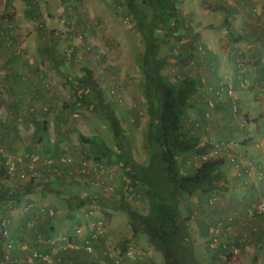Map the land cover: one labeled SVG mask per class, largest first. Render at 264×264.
<instances>
[{"label":"crops","instance_id":"crops-1","mask_svg":"<svg viewBox=\"0 0 264 264\" xmlns=\"http://www.w3.org/2000/svg\"><path fill=\"white\" fill-rule=\"evenodd\" d=\"M143 1V4L151 5V0ZM77 2L80 7H85L86 13L82 14L79 7L69 12L68 20L72 23L69 29L71 33L80 30L94 40L121 39L123 47L126 48L127 42L122 36L126 37L129 30L124 25L123 35L118 36L116 32L121 29V17L119 14H112L114 10L120 13L119 8L122 4L127 5L130 11L126 0H105V2L77 0ZM62 3L61 0H9V6L14 10L16 27L12 32L14 38L12 46H7L4 38L0 36V145L2 146L0 168L3 165L1 158L12 159L15 154L38 152L46 155L55 152L57 153L55 155H59L64 150L72 151L67 143V130H60L58 141L48 148L33 144L35 138L43 139L45 136L40 130H43L42 123L37 119L35 120L38 122L35 121L33 116L38 118L42 116L44 119L48 113L46 106H55L63 98L62 93L65 91L63 82L57 77L59 74L57 72L63 69L62 49L73 47L72 54L76 57L89 52L87 48H90L83 42L74 46L72 35L63 39L65 42L60 43L59 40L55 41V38L49 36L50 26L47 22L56 25L60 24V21L57 18L49 20L48 16L50 13L61 12ZM170 4L180 20L184 21L183 16H186V77L197 80L198 92L193 97V105L189 110L191 118L194 119L193 122L192 119L188 122L189 131L202 140L214 143V148L207 157L224 158V164L229 163L223 169L226 175L223 190L212 195L214 200L209 202L210 196H204L200 202L194 198L200 206H205L200 210L203 209L209 215L207 218L202 216L201 223L209 226V232L212 226L221 225L220 230L226 235L228 242L246 248L250 246L253 254L256 251L262 254L264 214L252 217L249 208L264 198V158L262 159L260 151L264 133L262 134V130L258 133L259 130L250 129L249 126L254 120L258 123L254 125L264 127V0H170ZM89 14L94 15L93 20L88 16ZM146 14L148 17L153 16V13L146 12ZM112 19L117 21L113 23ZM42 22L44 26H40ZM0 26L1 28L5 26L3 19H0ZM179 34L178 30L175 35ZM96 44L97 47L100 46L99 43ZM101 48L104 49L103 46ZM90 68L94 74L95 69L91 66ZM99 75L104 80L106 75L101 72ZM94 79L96 80L95 76ZM242 100L261 103L262 111L254 114L250 110L251 107L247 106V110L240 108L239 102ZM32 106L35 107V111L27 114ZM21 118H23L22 122H20ZM110 148L114 149L112 146ZM239 156L247 157L244 160L251 161L255 168L239 164L240 170H238L236 167L238 160L233 161V159ZM99 162L104 167H108L104 161ZM19 165L23 166V164ZM25 165L29 167V164ZM76 165V161L62 164L60 169L63 174L56 175L57 180L66 184V174L71 176L69 172ZM38 169L41 170L42 166ZM98 171L104 179L106 177L103 174L111 172L106 168L104 170L102 166ZM116 177L115 185H119L120 177ZM92 182L89 184L93 190L88 191L91 195L97 196L102 192L100 182L94 180ZM114 206L106 211L107 229L113 239L119 236L117 242L122 240L125 243L133 237L130 224L128 225L129 219L127 222L123 214L126 212L121 208L117 210ZM84 209L85 207L80 211V208H75L73 211L71 208L68 218L71 225L80 222L75 220L80 212H83L82 221L84 220ZM8 215L6 220L11 217ZM27 215L30 217L31 214ZM38 217L42 218L39 232L44 237L52 235L54 231H48L54 226L56 229L66 228L59 226L56 218L49 220L48 215L43 213L38 214ZM20 223L15 224L14 232L12 226L10 237H5L8 243L14 239L21 242L25 240L29 242V246L38 247L41 252L51 250L52 246L37 243L35 232L28 231L30 234L25 232ZM255 225L259 226L261 232L254 234L252 242L246 245L241 238V231L243 228L251 230ZM99 248L103 250V246ZM101 249L99 255L102 253ZM15 251L8 256L11 258V264L27 253L25 248ZM59 256L65 259L72 258L75 264H93L89 255L83 250L66 251L60 248L55 254V259L57 260ZM214 258L222 259L218 255ZM60 260L61 258L56 264H60ZM139 262L127 259L128 264Z\"/></svg>","mask_w":264,"mask_h":264},{"label":"trees","instance_id":"trees-1","mask_svg":"<svg viewBox=\"0 0 264 264\" xmlns=\"http://www.w3.org/2000/svg\"><path fill=\"white\" fill-rule=\"evenodd\" d=\"M61 1L63 2L64 0ZM126 1L130 6V11L139 21L138 26L141 32L147 34L146 38H144L146 43L142 63V84L143 94L147 102L148 123L145 130V147L150 153L149 159L145 163H140L137 160L136 154L131 148L129 136L126 133L124 134L123 130H119L122 127L121 121L116 114L111 112L110 104L112 103L107 99V95L102 93L99 83L94 79L91 68L89 66L83 68V74L78 79L82 88H78L77 92L79 95H74V100L70 102V106L73 108H84L103 117L102 110L97 109L98 106H96L94 98H92L91 90L99 91L103 100H106V103L110 106L108 110L103 109V111L106 113L108 111L106 115L109 117L110 125H112L115 133L117 149L110 148L104 139L99 141L92 139L90 141L93 146L92 152L95 154L93 160L99 162L106 157V161L108 160L110 164L116 165L120 183L119 185L112 183L113 192L111 196H106L103 192L97 196L91 195L90 192H80L78 196L76 194L71 201V208L74 211L75 208L94 205L93 208H98V211L105 217L104 220L107 219L106 211L111 206L116 205L117 207L119 206V209L124 210L133 233V239H128L125 243L122 242V245H117L123 254L121 257L124 261L127 258L132 259L126 255L130 247L127 244L135 241L134 238H139L140 240H136L141 242L143 248L147 249L149 254L152 249L162 252L165 264H201L197 258L196 244L192 236L191 217L183 213L181 203L186 197H193L200 202L204 196H210L208 201L212 202L214 200L212 195L223 190L226 182V175L221 168L225 160L220 157H207L210 150L214 148V143L202 140L189 131L190 124L188 121L192 119L193 122L194 120L191 118L189 110L193 105V97L198 92L197 80L191 77H184L173 83L164 73L168 64L186 61V52L184 51L160 56L161 45L168 43L173 38L180 29V23L182 22L177 17L176 10L171 6L170 0H151V6L155 8L152 17L156 19V17L161 16L160 21L165 22H163L164 27L160 30L159 36L157 35L156 27L159 24L156 25L153 24V21L147 20V11L141 7L143 3L138 0ZM8 7H10L9 4ZM64 10L70 12V5L66 8L63 7L62 15L57 13L49 14V20L50 18H57L60 21V24L56 25L49 23L50 21L47 22L50 26L49 36L58 41L57 38L60 37L58 30L60 29V31H64V35L67 34L66 37L79 34L81 40H84L86 33L80 30L71 33L69 29H71L72 24L67 27L68 29L63 25L68 19V17H64ZM55 14L57 16H54ZM44 25V22L40 23V26ZM33 109V106L30 107L29 110H32V112H27V114H32ZM35 119H37L36 116ZM42 128L44 130L47 129L45 121L42 122ZM83 139L89 141V138L83 137ZM101 144L105 145H102V147ZM35 153L30 152L24 155H28L27 159H29ZM47 154L54 155L57 159L55 161L59 162L58 159L65 155L66 152L59 155H55L52 152ZM19 155L21 157L24 156L23 154ZM48 155L43 158L44 161ZM114 156L115 158L113 159ZM14 158L18 157L15 156ZM7 159L1 158L3 165L0 168V175L4 169L10 174L8 172ZM192 160L195 163H191ZM19 164H17V167L20 166ZM46 165L50 167L48 164ZM93 180H97V178L94 176ZM86 185L91 187L88 183ZM25 187L11 188L1 193L3 200L0 201V207L5 208V205L8 204L5 203L7 201L10 202L11 199L21 200L28 193V189ZM45 193L47 192L44 191ZM133 198H139L142 202L144 201L146 203V211H141L135 207L131 202ZM81 223L74 222L65 229H56L54 228L55 226L49 227L50 230L48 232H54L44 238L48 241L57 238L62 240V233L67 232L73 242L81 243L82 239L75 235L76 228ZM200 231L203 238L212 240L211 228L209 232L208 225H202L201 223ZM260 232L261 230L255 233L250 232V237L243 239V242L246 245L250 244L254 234ZM112 239L107 229V232L94 245L92 253L83 248L77 250L86 252L93 264H103L102 260L111 263L114 261L109 253V247L113 244ZM262 239L264 240V236ZM46 243L50 244V242ZM223 243L219 244V248L213 253V258L221 253L219 258H222V254H224L232 259L234 254L233 250H231V245L241 248L240 245L231 242H227L228 247H223ZM98 246H103V250ZM255 246L257 248L258 244L256 243ZM100 249L102 251L101 255H99ZM68 250L70 249L66 251ZM258 255L259 251H256L251 264L259 262ZM59 258H61L60 263L75 264L72 258V263L60 256L56 261ZM132 260L140 261L138 264H149L146 260L138 258V256L137 259Z\"/></svg>","mask_w":264,"mask_h":264},{"label":"rangeland","instance_id":"rangeland-1","mask_svg":"<svg viewBox=\"0 0 264 264\" xmlns=\"http://www.w3.org/2000/svg\"><path fill=\"white\" fill-rule=\"evenodd\" d=\"M101 2H105V0H98ZM139 2H144L143 0H138ZM77 0H64L62 5L63 7H67L70 5V10L74 11L79 7L81 9V13L85 14L86 10L85 7H80V4H78ZM95 7V6H93ZM117 7V6H116ZM115 7V8H116ZM141 7L146 10L148 13H153L155 8H152L151 5H143L141 4ZM120 13L117 10H114L112 14L118 15L121 17V29L116 32L118 36H122V27L125 25L127 26V30H129L128 35L122 36V39H126L127 46L126 48L123 47V43L121 39H99L94 40L90 39L89 36L84 40H81L79 37V34L75 35L73 34V42L74 46L78 45V43L85 44V46H89L90 48L89 52L85 54L77 55L76 57L73 56V47H69L68 49H62V64L63 69L59 73L57 77H60L63 82V90H65L63 94V98L60 99V101L55 106H46V112L47 115L43 119L42 116H40V123L43 121L47 124L46 130H41L45 134L44 138H35L33 140L34 145L40 144V146L46 148L49 147V145H53L58 141V135L61 133L60 130H67L68 138L67 143L70 146V150H64L66 154L69 155V158L72 159L69 163H74L76 161L77 165L72 169L73 172H69V175L66 174L67 183H60L57 180L56 175H62L63 171L60 169L61 163H56L57 171L55 172H48V167L46 168L44 165L43 158L47 155H41L40 153L36 152L33 157L27 159L28 155H24L22 157V162L20 164H23V166H18L17 174L11 175L8 174L5 169L1 171L0 175V194L3 193L5 190L11 189V188H18L22 186H26L25 188L28 189V193L25 194V196L21 200L11 199L10 202H6L5 208L0 207V222L4 219L5 222H7L9 229V237L11 235V230L13 226V232L15 228V224L20 223L21 218H23L22 222L20 223V226L25 232L32 231L36 234V240L37 243L40 244H47L45 241L46 238H44V235H42L39 232V224L42 222V218L38 217V213L34 211L35 205L40 207H47L52 206L53 209L56 211V215L53 218H56L59 226H70L71 222L68 221L69 211L71 210V201L73 200V197L76 194H80L82 191L93 190L91 184L89 186H85L84 182H87L89 184L93 183V179H91V173H80L77 172L79 168L82 169L81 165L82 162L85 160V162H89L86 165L88 168H91L92 166V160L94 159V153L92 152L93 146L90 140L99 141L100 139H104L107 141V143L114 147V150H116V137L115 133L112 129V125H110L109 117H107V113L103 111V109H109L110 106L106 103V100H103V97L99 93V91L91 90V94H93L94 101L96 103L97 109L102 110L103 117L93 113L89 112L88 110L84 108H73L70 106V102L74 100V95H79L77 92L78 88L81 87L80 76L83 74V68L85 67H92L94 68V76L96 80H98L99 85L101 87L102 93L107 95V99L109 102H111V112L116 114L121 121L122 127L119 130H123V133L127 134L129 136L130 142H131V148L136 154L137 160L139 162H147L149 159V151L145 147V130L148 123V113H147V102L143 94V84H142V63H143V54L145 52V39L147 34L145 32H141L138 24L139 21L130 11L128 10V6L122 4V7L119 8ZM7 13L9 15L12 14L13 19L14 18V10L11 7H8ZM64 17H70L69 11L64 10ZM57 14L62 15V12H58ZM92 20L94 15L89 14L88 15ZM124 18V19H123ZM162 17H156L153 18L152 16L148 17V21H153V24H156L159 26L157 27V35H160V30L164 27L163 24L164 21H160ZM164 19V18H163ZM184 21H182L180 24L179 35H174L173 38L170 39L168 43H163L160 48V56H164L170 53H181L186 52V16H183ZM117 20L112 19L111 22L115 23ZM164 22V23H163ZM162 23V24H161ZM72 23L69 22L67 19L63 25L69 27ZM152 25L151 23H149ZM74 25V24H73ZM86 25V24H85ZM16 27V24H15ZM119 29V28H118ZM117 30V29H116ZM60 33V37L57 38L60 42H65L63 39H67V34L64 35V31L58 30ZM130 35V36H129ZM97 43L100 44L99 47H97ZM67 46V44H66ZM101 46L104 47V49L101 48ZM67 48V47H66ZM71 66V68L69 66ZM99 72L106 75L104 77V80L100 78ZM165 75L173 82H177L180 79H183L186 77V61L180 62V63H170L164 70ZM240 108L247 110V106L251 107L250 110L254 112V114H258L262 111V105L261 103H258L256 101H246L242 100L239 102ZM257 104V106H256ZM239 107V105H238ZM35 108V107H34ZM58 109V110H57ZM35 109H33V112ZM27 112H32V110H29ZM79 113L78 117H74L75 113ZM101 112V111H100ZM58 114V115H57ZM34 120H35V116ZM39 118L37 117V120ZM35 120V121H37ZM20 120V122H22ZM251 123L250 129L253 130H259L257 131L260 133V130L263 132V128L255 123L254 120ZM38 122V121H37ZM189 122V121H188ZM33 124H31L32 126ZM34 126V125H33ZM25 127V126H24ZM36 127V126H34ZM26 128V127H25ZM27 130V128H26ZM32 130V129H31ZM36 130V129H35ZM83 137L89 138V141L83 139ZM263 137V136H262ZM21 140V139H20ZM261 143V141H260ZM258 143V144H260ZM44 145V146H43ZM260 151H261V157L264 158V140L263 143L260 144ZM0 148L2 146L0 145ZM72 148V149H71ZM2 152V151H0ZM61 152V151H60ZM69 152V153H68ZM53 154H57L55 152H52ZM100 154V153H99ZM15 156H20L19 154H15L12 156L14 158ZM49 156V155H48ZM54 160H57L54 155H50ZM106 157H104L105 159ZM115 156L113 157V159ZM238 161L236 163V167L238 170H240L239 164L250 166L252 169L255 168L254 164L251 161H245L244 159H247V157L239 156L237 157ZM112 159V160H113ZM110 160V161H112ZM105 163H107L108 167L102 166L105 170H110V173L103 174L106 179L103 177L102 180H94L95 182H100L101 191L105 189L104 187L108 184L115 183L116 176L119 175L116 165L110 164V162L103 160ZM186 161V160H185ZM191 163H195L194 160L191 161ZM25 164H29V167H26ZM68 164V163H66ZM188 164V163H187ZM229 163L226 162L221 168L225 169V167ZM42 165V169H38V167ZM191 165V164H188ZM32 166V167H31ZM186 166V162H185ZM89 170V169H88ZM68 171V170H67ZM93 185V184H92ZM49 186V187H48ZM46 191L47 193L42 195V192L44 193ZM95 194V191H93ZM106 196H111V189L104 190ZM47 196H50L49 198ZM3 200L2 196L0 195V201ZM33 202L32 210L27 209L28 202ZM264 201V198H262L259 202ZM131 202L135 207L139 208L141 211H146V203L141 201L139 198L137 199H131ZM257 202L256 204H258ZM255 204V205H256ZM113 207V206H112ZM119 209V206H114ZM182 211L185 215L190 216V225L192 229V236L194 239V242L196 244V254L197 258L200 260L201 264H223L222 259H215L213 258V253L216 252V250L219 248V244L221 242L227 243V238L224 233L221 232L220 227L221 225H214L211 227V236L212 239L217 238V242L215 243V246H212L213 242L212 240H206L201 236L200 231V225H201V217L205 216V218L209 217L207 212L201 208H204L205 206H200L199 202H195V199L193 197H186L182 200L181 203ZM257 207V206H256ZM83 208H80V211H82ZM251 209L249 208V213L253 214L252 217L257 215L264 214V211L262 213H251ZM45 212V211H44ZM31 214L30 217L27 214ZM11 215V217L9 215ZM45 214V213H44ZM127 222H128V216L127 214L123 213ZM6 215L9 216V219L6 220ZM47 215V214H45ZM82 215L83 212H80L76 215L77 221H82ZM81 217V218H80ZM12 218V219H10ZM103 218H105L103 216ZM48 219L51 220V218L48 216ZM208 220V219H207ZM84 221V220H83ZM107 221V219L105 220ZM33 224V226L31 225ZM129 225V223H128ZM29 226V227H28ZM73 229V227H72ZM37 230V231H36ZM260 231L259 226L255 225L251 230H247L246 228H243L241 231V238L244 239V234L247 233V236L250 237V232H258ZM29 233V232H28ZM30 234V233H29ZM41 234V238L38 236ZM213 234V235H212ZM6 235L4 232L0 229V258L5 260V264H11L10 261L11 258L8 256H11V252L16 250L20 251L25 248L27 251L26 255L23 258H19V260H15L13 264H23L22 260L28 255L30 251L38 250V247H32L29 246L28 243L24 240V242H21V240L15 241L13 240L12 245L8 243L6 240ZM119 236L114 237L113 244L116 247L115 254H119L120 250L117 247V245L121 244V241L117 242V239ZM113 238V237H112ZM116 239V240H115ZM133 239V238H132ZM135 241H133L134 245H136L134 250H136V253L141 250L137 247H142L140 241L136 240L139 238H134ZM131 240V238L129 239ZM140 240V239H139ZM63 241V240H60ZM8 243V244H7ZM59 244V242L57 243ZM130 244V243H129ZM127 244V245H129ZM52 246L50 251L42 250L43 252L54 254L55 257V249L56 246L54 244H49ZM233 245H231L232 248ZM240 248V247H239ZM242 250L239 251V253L236 255V258L232 260L233 264H251L253 260V251L250 250V246L247 248L245 246L241 247ZM240 248V249H241ZM144 249V248H143ZM146 252L145 255H141L142 259L149 264H165V259L162 252L151 250L150 254L147 249H144ZM15 251V252H16ZM40 251V250H38ZM59 251V250H58ZM57 251V252H58ZM73 251H78L76 247L73 248ZM41 252V251H40ZM56 252V253H57ZM137 256L139 254H136ZM220 256V255H219ZM18 259V258H17ZM65 259V258H64ZM128 259V258H127ZM258 263L257 264H264V251L262 254L258 255ZM68 262L72 259H66ZM151 261V263H150ZM127 263V260L125 261ZM38 264V263H36Z\"/></svg>","mask_w":264,"mask_h":264},{"label":"built area","instance_id":"built-area-1","mask_svg":"<svg viewBox=\"0 0 264 264\" xmlns=\"http://www.w3.org/2000/svg\"><path fill=\"white\" fill-rule=\"evenodd\" d=\"M8 4H9V0H0V19H3L5 22V26L4 28H1L0 26V36L4 38L5 40V44H7L8 46L12 45L14 43V38L12 36V32L15 29V20L12 17V14L9 15L7 13L8 11ZM79 113H75L74 117H78ZM69 155L71 154H65L63 155L61 158H59V162L55 161L50 155L48 157H46L44 164H48L50 167H48V172H55L57 171V167H56V163H69L72 159L69 158ZM34 154L31 156L33 157ZM72 156V155H71ZM92 160V166L91 168H88L86 165H90L88 164L89 162H85V160L82 162V169H78L76 170L77 172L80 173H91V176L94 178V176L98 179V180H102V174L99 173V168L101 166H103L102 163L95 161L93 159ZM234 160H238V158H234ZM22 162V157L18 156V158H8L7 159V165H8V172L11 175H16L17 174V164ZM32 167V166H31ZM47 168V165H46ZM89 169V170H88ZM95 172V173H93ZM105 189H103V193L105 194L104 190H109L111 189V193L113 192V185L112 184H108L107 186L104 187ZM28 202V206L26 207L28 210L31 209L32 210V206H33V202L27 201ZM34 211H36L38 214H47L51 219H53V217L56 215V211L53 209L52 206H47V207H40L37 206L36 204ZM94 206V205H93ZM93 206H85L84 209V221H82L81 225H79L76 228L75 231V235L80 237L82 239L81 243H75L70 239V234L67 232H63L62 233V240L60 241V239H53V240H43L45 242H50L51 244H54L56 246L55 249V254L56 252L62 248L64 250L67 249H73L74 247H76L77 249L79 248H83L84 250H87L88 252L92 253L94 251V245H96V243L99 241L100 237L107 232V226H106V221L103 218V215L98 211V208H93ZM257 206V207H256ZM251 213H262L264 211V201L259 202L256 205H253L251 207ZM45 211V212H44ZM253 215V214H252ZM33 226V224H31ZM29 227V226H28ZM0 228L2 229V231L4 232V234L6 236H9V228H8V224L7 222H5V220L3 219L2 222H0ZM41 238V234L38 235ZM244 239L247 236V233L244 234ZM213 242L212 246H215V243L217 242V238H214V240L212 239ZM59 242V244H57ZM13 241H11L9 244L12 245ZM218 244V242H217ZM129 250L127 252V257L132 258V259H137V255L138 258L142 259L141 255H145L146 256V252L142 247H137L141 250H139L136 253V250H134L133 247H135L136 245H134L133 242H131L129 244ZM223 247H228L227 243H223L222 244ZM115 250L116 247L114 246V244L110 245L109 247V253L112 256V258L114 259L113 262L111 263H107L106 261H103V264H126L124 259L121 257V255L123 256V254L120 253L119 254H115ZM120 250V248H119ZM231 250H233V254L234 257L232 259H230L229 257H227L226 255L222 254V262L223 264H233L232 260L236 257V255L239 253L240 248L238 246L233 245ZM221 256V253L219 254ZM37 262H42L44 264H56V259L54 257V254H50V253H46V252H40L38 250H33L30 251L28 253V255L22 260L23 264H36ZM69 263H72V261L70 260ZM0 264H5V260L0 258ZM60 264H66V263H60Z\"/></svg>","mask_w":264,"mask_h":264}]
</instances>
